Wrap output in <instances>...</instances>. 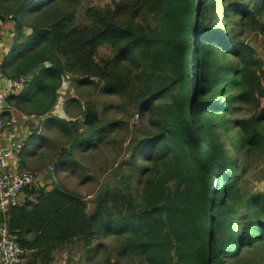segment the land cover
<instances>
[{"label": "trees", "instance_id": "16d2710c", "mask_svg": "<svg viewBox=\"0 0 264 264\" xmlns=\"http://www.w3.org/2000/svg\"><path fill=\"white\" fill-rule=\"evenodd\" d=\"M220 4L240 27L254 26L264 11V1L251 9ZM217 10L216 0H0L13 23L0 73L27 77L8 108L44 116L69 78L76 89L101 83L147 122L117 187L100 190L90 211L62 188L22 190L7 227L28 264H52L58 246L111 238L131 264L262 261L251 255L264 251V195L244 202L240 182L246 160L264 155V67L234 29L221 28ZM239 107L252 114L234 117ZM44 123L76 137L59 153V172L73 168L74 149L96 148L120 124L87 118L78 135L59 118Z\"/></svg>", "mask_w": 264, "mask_h": 264}, {"label": "rangeland", "instance_id": "374dc122", "mask_svg": "<svg viewBox=\"0 0 264 264\" xmlns=\"http://www.w3.org/2000/svg\"><path fill=\"white\" fill-rule=\"evenodd\" d=\"M264 0H226L227 4H247L249 9L254 4H261ZM216 7L221 28L234 29L238 38L252 47L257 58L261 59L264 67V11L261 17H256V24L252 27L237 25L239 17L232 15L228 19L222 10L220 0H216ZM2 14V15H1ZM8 14L0 12V18ZM2 20V19H0ZM104 58H110L109 50L103 51ZM60 96V120L77 129L82 134L88 129L85 120L91 119L100 126H108L120 122L110 135L105 137L96 148L74 149L73 168L56 171L55 162L60 152L69 151L75 136L66 137L57 129L45 125L44 119H35L32 123L34 137L33 148L28 147L24 155L19 158L18 164L24 163L23 170L34 175V183L38 187L52 191L62 188L80 197L86 204L88 211L93 207L96 194L102 189L112 190L117 187L121 171L129 160L132 149L136 143L145 138L147 122L141 121L131 103L125 98L108 95L102 91L101 83L76 89L75 83L65 78L62 88L58 91ZM74 103H69L70 100ZM245 107H239L234 117L251 115ZM90 116V117H88ZM94 116V118H93ZM51 117H54L51 115ZM28 138L25 139V142ZM31 150V151H30ZM30 152V153H29ZM247 171L240 182L241 196L245 202L249 196L264 195V155L246 160ZM21 169V168H20ZM134 188L138 186L134 183ZM98 246H101L96 250ZM118 243L114 239H100L92 245L85 247L81 241L58 246L54 251L52 264H131L126 259L117 256ZM260 256L251 257L262 260L264 264V251Z\"/></svg>", "mask_w": 264, "mask_h": 264}, {"label": "built area", "instance_id": "2783aa9c", "mask_svg": "<svg viewBox=\"0 0 264 264\" xmlns=\"http://www.w3.org/2000/svg\"><path fill=\"white\" fill-rule=\"evenodd\" d=\"M25 77L14 81L12 91H0V264H28L25 251L11 237L7 227V210L19 204L22 190L34 183V175L27 170L12 172L9 162L25 147V138L14 131L18 119L7 107L6 100L26 83Z\"/></svg>", "mask_w": 264, "mask_h": 264}, {"label": "crops", "instance_id": "0c3cea01", "mask_svg": "<svg viewBox=\"0 0 264 264\" xmlns=\"http://www.w3.org/2000/svg\"><path fill=\"white\" fill-rule=\"evenodd\" d=\"M2 15V14H1ZM3 19L0 20V64L3 60V58L6 56V54L8 53L10 47H11V42H12V38H13V23L9 20L8 16H2ZM26 35L30 34V31H25ZM27 79V77H25ZM14 81L15 80H8L7 78H5L1 73H0V91L2 90H10L12 91L13 85H14ZM63 85V84H62ZM62 88V86H61ZM60 88V89H61ZM22 89V88H21ZM20 91L18 92H12L11 95H17ZM59 93V92H58ZM57 93V98L55 101L54 106L49 110V112L41 117H36V116H24L22 114H19L17 112H15L14 109H12L18 119L17 125L14 128V131L23 136L25 139L29 138V136L31 135V131H32V123L33 120L35 119H39V120H45L48 117L54 116V117H58V113H61L62 109L59 111L60 108V96ZM10 95V96H11ZM22 154L24 155V153H20L19 155H17V157H15L14 159H12L9 162V169L10 171L14 172L17 170H20L21 165L18 164L19 158L22 157ZM23 169V168H21ZM23 199V196H20L19 202L20 200Z\"/></svg>", "mask_w": 264, "mask_h": 264}, {"label": "water", "instance_id": "95a60500", "mask_svg": "<svg viewBox=\"0 0 264 264\" xmlns=\"http://www.w3.org/2000/svg\"><path fill=\"white\" fill-rule=\"evenodd\" d=\"M209 243H210V242H209V240H208V242H207V248H208V246H209ZM205 264H209V258H208V257L206 258V262H205Z\"/></svg>", "mask_w": 264, "mask_h": 264}]
</instances>
